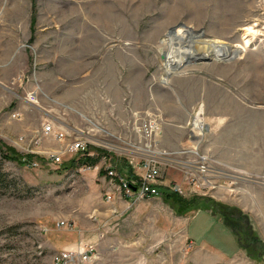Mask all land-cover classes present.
Segmentation results:
<instances>
[{
	"label": "rangeland",
	"instance_id": "obj_1",
	"mask_svg": "<svg viewBox=\"0 0 264 264\" xmlns=\"http://www.w3.org/2000/svg\"><path fill=\"white\" fill-rule=\"evenodd\" d=\"M184 26L232 48L164 83L165 35ZM263 28L264 0H0V141L37 155L0 154V264H52L62 250L72 264H264ZM146 113L167 151L159 187L212 207L181 212L160 192L111 205L97 170L64 167L82 154L46 160L76 138L94 154L127 148Z\"/></svg>",
	"mask_w": 264,
	"mask_h": 264
},
{
	"label": "built area",
	"instance_id": "obj_2",
	"mask_svg": "<svg viewBox=\"0 0 264 264\" xmlns=\"http://www.w3.org/2000/svg\"><path fill=\"white\" fill-rule=\"evenodd\" d=\"M36 95L33 91L28 93V99L34 100ZM130 125L131 133L136 137V141L128 139L125 143L127 148L115 146L107 143L105 150H100L97 154L88 151L90 144H98L93 141H84L80 138L69 140L64 143V150L56 153H48L46 160L54 165L63 163V153L76 154L80 153L89 157L98 156V162L94 164H82L86 169H95L100 175L102 182L103 200L113 205L119 201L129 203V200L140 201L159 195V186L161 182L162 163L165 161L164 155L167 152L162 146L157 147L160 143L161 120L150 113H146L141 118L134 117ZM43 131L46 134L53 133L54 138L58 140L67 139V133L61 129L55 130L53 124H45ZM85 151V152H84ZM111 151L118 152L127 159L130 167V174L121 173L117 167ZM112 155V156H111ZM112 161V162H111ZM32 164V163H31ZM30 165V164H29ZM173 191L181 192V188L174 184L169 187ZM63 222H61L62 224ZM81 253V252H79ZM82 254V253H81ZM76 253L69 250L57 251V257H52V264H72ZM86 259V255L81 256Z\"/></svg>",
	"mask_w": 264,
	"mask_h": 264
},
{
	"label": "bare ground",
	"instance_id": "obj_3",
	"mask_svg": "<svg viewBox=\"0 0 264 264\" xmlns=\"http://www.w3.org/2000/svg\"><path fill=\"white\" fill-rule=\"evenodd\" d=\"M243 31L246 36L245 38L249 36L253 37L257 34L262 35L263 33L261 29H255L254 26H247L243 28ZM165 36V46L167 49L163 55L164 83L171 74L177 73L188 61H194L193 59L211 58L215 55H222L225 53L227 54L232 48L230 45L222 47L219 40L203 38L201 33L195 34L189 27L185 26L181 29H171ZM198 116L194 118V127L201 130L204 125L202 118Z\"/></svg>",
	"mask_w": 264,
	"mask_h": 264
},
{
	"label": "trees",
	"instance_id": "obj_4",
	"mask_svg": "<svg viewBox=\"0 0 264 264\" xmlns=\"http://www.w3.org/2000/svg\"><path fill=\"white\" fill-rule=\"evenodd\" d=\"M97 151L99 152L100 150H97ZM0 154L3 159L13 160V161L15 160L19 162L20 164H26V163L30 164L33 162V159L37 158V155L32 154V153L21 154L17 152L15 149H13L12 147L3 144L1 141H0ZM97 159H98L97 157H89L86 155H83L79 158L74 156L68 161L67 166H64V167H76V166H79L85 163L94 164L97 161ZM127 174H130V173L128 172ZM0 175H2L1 172H0ZM159 190H160L159 192L164 194L167 198H170L176 201L177 202L176 204H178V207L179 209H181V212L195 210V209H207V208L212 207L214 203L213 201H209V198L207 197H201V196L194 195L193 197L189 199H183L176 193H173V191H169L166 188L161 189L159 187ZM260 255L261 254L257 252L256 254L257 258H260Z\"/></svg>",
	"mask_w": 264,
	"mask_h": 264
},
{
	"label": "crops",
	"instance_id": "obj_5",
	"mask_svg": "<svg viewBox=\"0 0 264 264\" xmlns=\"http://www.w3.org/2000/svg\"><path fill=\"white\" fill-rule=\"evenodd\" d=\"M116 163V167H117V169L119 170V171H123V170H121V169H119V168H121V164L118 162H115ZM225 248H227V247H225ZM228 249V248H227ZM228 250H230V249H228ZM231 251V250H230Z\"/></svg>",
	"mask_w": 264,
	"mask_h": 264
},
{
	"label": "water",
	"instance_id": "obj_6",
	"mask_svg": "<svg viewBox=\"0 0 264 264\" xmlns=\"http://www.w3.org/2000/svg\"><path fill=\"white\" fill-rule=\"evenodd\" d=\"M162 57H163V55H162Z\"/></svg>",
	"mask_w": 264,
	"mask_h": 264
}]
</instances>
